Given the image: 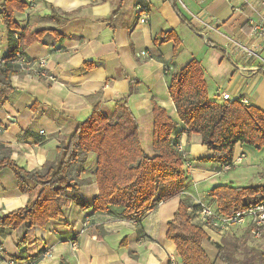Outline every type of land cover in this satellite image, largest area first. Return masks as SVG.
<instances>
[{
	"label": "crops",
	"instance_id": "obj_1",
	"mask_svg": "<svg viewBox=\"0 0 264 264\" xmlns=\"http://www.w3.org/2000/svg\"><path fill=\"white\" fill-rule=\"evenodd\" d=\"M24 1L27 8L15 14L23 32L56 28L62 38L56 42L50 36L24 51L30 63L45 62V77L18 72L10 79L13 91L0 107V145L10 148V159L25 171L40 170L55 161L57 146L67 141L76 123L89 117L94 103L110 120L120 121L127 118L122 105H117L122 101L137 123L144 152L152 156L155 103L178 125L172 139L179 141L185 154L189 177L179 196L160 203L140 222H127L118 208L93 211L98 189L95 157L90 156L89 181L79 189L87 209L66 204L58 218L28 230L24 244H18L19 230L0 231V264H182L175 245L166 239L167 223L179 203L187 204L188 212L199 202L218 207L208 191L240 181L237 174L221 179L220 165L204 161L212 152L197 135L188 136L181 124L168 93L170 76L194 59L202 68L210 100L218 101L225 93L229 100L246 99L264 113V70L251 67L256 63L245 61L235 45L248 43V20L256 15L247 6L236 9L237 0H179L181 5L176 0L196 34L182 23L169 0ZM137 4L149 8L146 23H140L133 12ZM51 9L69 17L64 22L61 16L50 19ZM170 31L179 40L177 51L172 41L159 42L162 33ZM8 53V31L0 8V57ZM238 158L245 165L241 176L247 183L264 182V150L237 144L233 160ZM36 193H22L12 171H0V215L25 207ZM85 219L89 223L84 228ZM240 229L205 232L203 248L215 264H219L217 246Z\"/></svg>",
	"mask_w": 264,
	"mask_h": 264
},
{
	"label": "trees",
	"instance_id": "obj_2",
	"mask_svg": "<svg viewBox=\"0 0 264 264\" xmlns=\"http://www.w3.org/2000/svg\"><path fill=\"white\" fill-rule=\"evenodd\" d=\"M169 2L182 23L198 34L181 15L176 0ZM27 6L24 0H0L9 44V53L0 63V107L13 91L11 77L21 72L16 64L17 54L24 57L30 44L44 43L50 36L56 42L62 38L56 28L23 32L15 14L23 13ZM60 16L58 10L51 9L50 19L56 20ZM68 17L61 16L63 22ZM15 32H19L17 39L13 36ZM169 41L177 51L179 40L175 34L171 31L162 33L159 42ZM168 93L188 136L197 135L201 145L212 152V157L204 161L231 164L237 144L264 150V113L251 105L244 106L240 100H210L202 68L196 60L189 61L170 76ZM117 105H122L126 119L110 120L101 111L100 104L94 103L89 117L76 123L67 141L57 146L55 161L45 163L40 170L28 172L18 167L10 159V148L0 145V171L10 169L22 193L31 196L37 190L34 199H30L25 207L0 215V231L19 230L18 244H24L28 230L43 227L49 220L58 218L66 204L74 203L83 210L87 209L79 189L88 184L86 166L90 156L95 157L98 194L92 208L96 213L118 208L125 221L140 222L160 203L185 190L189 177L184 168L187 159L179 150V141L172 139L177 123L153 103V155L149 156L141 146L136 121L125 110V101ZM208 193L218 209L231 216L242 208L264 201V182L241 187L218 185ZM167 226L166 239L175 245L182 264H215L203 248V241L208 237L199 225L192 222L187 204L179 203ZM249 236L250 230H246L240 239H224L217 246L218 258L225 264H243L235 254Z\"/></svg>",
	"mask_w": 264,
	"mask_h": 264
},
{
	"label": "built area",
	"instance_id": "obj_3",
	"mask_svg": "<svg viewBox=\"0 0 264 264\" xmlns=\"http://www.w3.org/2000/svg\"><path fill=\"white\" fill-rule=\"evenodd\" d=\"M178 3L181 5L179 0ZM239 10L241 6H247L252 9L253 13L256 15L255 18H250L248 20V25L250 27L249 41L245 45L235 43L237 49L242 52L245 56V61L256 63L255 68H262L264 70V0H237ZM133 12L139 17L140 23H146L149 17V8L143 4L135 5ZM19 32L13 34L14 38L17 39ZM146 56L145 53H142ZM3 59L0 57V63ZM16 64L19 65L21 72L28 75H37L45 77L46 73L44 71L45 62L43 60H38L35 63H30L27 61L21 53L17 54ZM51 81L54 79L48 77ZM229 95L222 93L220 94V100H229ZM240 103L244 106H250V103L246 99H240ZM2 129L0 128V132ZM183 157L185 154L179 148ZM240 158L232 160L231 164L220 165L218 174L228 172L234 163L240 162ZM184 165L189 168L188 161L186 160ZM191 214V220L199 225L204 232H216L217 234H225L231 229L242 228L245 230H250V235L255 238H260L262 235V230L264 228V201L250 205L248 207L242 208L231 216L224 215L218 207H211L206 204L196 203L195 208L189 211ZM89 223L88 219H85L82 223V227H87ZM72 247H76V243L72 242ZM1 255V252H0Z\"/></svg>",
	"mask_w": 264,
	"mask_h": 264
},
{
	"label": "rangeland",
	"instance_id": "obj_4",
	"mask_svg": "<svg viewBox=\"0 0 264 264\" xmlns=\"http://www.w3.org/2000/svg\"><path fill=\"white\" fill-rule=\"evenodd\" d=\"M125 128L128 129V127ZM242 164H243L242 162L236 163L235 168L229 170L226 173H220L219 176L222 179V177L224 176H229L230 174H233L234 176L237 174L236 178L240 182L235 181L233 183L235 187L253 185L252 182H248V183L246 182L248 179L245 180L244 175L243 177L241 176L242 174H244V170H245V165ZM185 169H189V168L185 165ZM219 178H217V180H219ZM239 231L240 232L237 231L233 236H229V238L231 240L240 239L245 230L240 229ZM235 257L237 260L242 261L243 264H264V230H262V235L260 238H255L254 236L250 235L247 238L246 244L238 249L237 253L235 254ZM217 260L219 264H223V262L220 259Z\"/></svg>",
	"mask_w": 264,
	"mask_h": 264
}]
</instances>
